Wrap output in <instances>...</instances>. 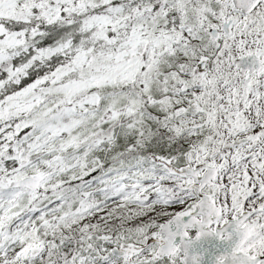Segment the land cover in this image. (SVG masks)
<instances>
[{"label":"snow or ice","instance_id":"snow-or-ice-1","mask_svg":"<svg viewBox=\"0 0 264 264\" xmlns=\"http://www.w3.org/2000/svg\"><path fill=\"white\" fill-rule=\"evenodd\" d=\"M0 264H264V0H0Z\"/></svg>","mask_w":264,"mask_h":264}]
</instances>
